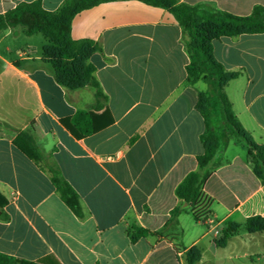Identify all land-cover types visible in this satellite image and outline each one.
<instances>
[{
    "label": "crops",
    "instance_id": "crops-1",
    "mask_svg": "<svg viewBox=\"0 0 264 264\" xmlns=\"http://www.w3.org/2000/svg\"><path fill=\"white\" fill-rule=\"evenodd\" d=\"M0 0V13L20 2ZM189 6L247 15L264 0H178ZM64 0H41L57 9ZM26 36L21 26L0 33V252L56 264H264V231L249 233L245 220L264 216V185L245 150L228 139L220 164L203 185L201 208L221 229L233 228L225 243L202 216L195 219L175 195L176 186L197 169L205 122L195 103L207 85L185 82L189 61L181 28L165 8L139 0H110L78 11L72 39H90L100 50L94 66L107 102L92 112L93 131L81 135L71 124L78 109L94 103V89L67 90L42 57L46 39ZM37 40L38 43H35ZM215 59L239 71L226 85L232 109L253 140L264 143V31L213 41ZM28 131L78 195L83 218L61 201L48 175L12 141ZM186 207L160 235L171 210ZM149 233L132 239V226Z\"/></svg>",
    "mask_w": 264,
    "mask_h": 264
},
{
    "label": "trees",
    "instance_id": "trees-1",
    "mask_svg": "<svg viewBox=\"0 0 264 264\" xmlns=\"http://www.w3.org/2000/svg\"><path fill=\"white\" fill-rule=\"evenodd\" d=\"M110 0H64L55 10L43 8L41 0L20 2L14 8L0 13V33L7 28L21 26L24 34L30 36L41 34L46 43L41 48L42 57L49 65L55 81L67 90L84 86L94 89V103L87 109H78L71 116L72 126L81 135L93 131L92 112L104 108L107 96L95 78L94 66L89 61L90 55L100 47L90 39H72L70 25L73 16L80 10L99 2ZM148 5L167 9L181 28V39L187 51L189 61L185 66L187 84L201 80L207 85L205 91H199L195 103L205 122V129L200 135L203 151L196 157L197 169L189 172L175 188V195L187 204L195 219L206 216L201 208L202 189L213 169L217 167L227 146L228 139L233 138L245 150L252 171L264 185V143H256L237 119L225 87L238 77L239 71H228L213 55V41L221 37H233L245 33L264 31V5H255L247 15H236L217 10L207 4L186 5L178 0H139ZM216 100L219 108V125L221 135L215 133L212 120L211 102ZM1 124V122H0ZM28 159L41 171L45 172L54 186L61 201L78 218L83 212L78 195L63 178L58 167L48 162L36 144L33 136L26 130H18L12 141ZM7 200L0 193V209ZM186 207L180 205L171 210V217L160 231L170 225H177V216ZM5 219V215H0ZM132 239L149 233V231L132 226ZM245 229L249 233L264 231V216L254 215L245 220ZM230 226L221 229L216 244L221 246L231 234ZM188 264L198 259V251L190 248L186 252ZM0 264H56L51 256L35 261L16 258L0 252Z\"/></svg>",
    "mask_w": 264,
    "mask_h": 264
},
{
    "label": "rangeland",
    "instance_id": "rangeland-1",
    "mask_svg": "<svg viewBox=\"0 0 264 264\" xmlns=\"http://www.w3.org/2000/svg\"><path fill=\"white\" fill-rule=\"evenodd\" d=\"M36 37H38L36 39H43V37L41 35H37ZM34 42L38 43L37 40H34ZM211 113H212V120H213L214 125H215V133H216V136L219 138V136L221 135V130H220V127H218V125H219V108H218V103L216 102V100H213L211 102Z\"/></svg>",
    "mask_w": 264,
    "mask_h": 264
},
{
    "label": "built area",
    "instance_id": "built-area-1",
    "mask_svg": "<svg viewBox=\"0 0 264 264\" xmlns=\"http://www.w3.org/2000/svg\"><path fill=\"white\" fill-rule=\"evenodd\" d=\"M205 222L210 227V229L213 231V235L215 237L219 236L220 234V228L218 226V221L211 215H206L204 217Z\"/></svg>",
    "mask_w": 264,
    "mask_h": 264
}]
</instances>
